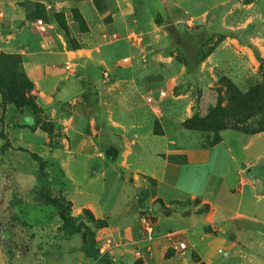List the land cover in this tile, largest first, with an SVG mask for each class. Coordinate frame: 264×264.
Returning <instances> with one entry per match:
<instances>
[{
    "label": "crops",
    "instance_id": "1",
    "mask_svg": "<svg viewBox=\"0 0 264 264\" xmlns=\"http://www.w3.org/2000/svg\"><path fill=\"white\" fill-rule=\"evenodd\" d=\"M158 16L176 28L225 35L198 65L195 82L207 99L216 67L232 58L247 70L256 53L264 57V0H0V53L22 56L37 104L63 132L52 145L50 131L25 126L16 142L49 161L52 183L60 170L64 182L54 190L72 201L73 215L89 209L108 220L96 235L114 264H264V131L225 128L206 147L180 117L164 116L162 132L155 130L152 111L161 114L167 100L160 90L169 101L192 105L196 97L194 85L173 92L189 76L186 64L166 52ZM150 93L155 104L146 100ZM20 177L16 212L31 206L44 218L56 214L54 205L35 200V172ZM144 190L154 209L153 239L145 238L137 209ZM179 242L186 248H176ZM3 246L1 240L0 264H19ZM79 247L36 261L96 264Z\"/></svg>",
    "mask_w": 264,
    "mask_h": 264
},
{
    "label": "rangeland",
    "instance_id": "2",
    "mask_svg": "<svg viewBox=\"0 0 264 264\" xmlns=\"http://www.w3.org/2000/svg\"><path fill=\"white\" fill-rule=\"evenodd\" d=\"M75 18L79 27L84 29L86 26L82 18L77 14ZM57 20L59 24H65L63 17L60 16ZM168 21L170 18L167 16L156 17V22L166 29L169 27L166 23ZM173 27V34L166 30V52L175 56L177 65L186 64L185 74L189 76L184 82L177 84L173 92L179 93L180 89H189L194 85L196 97L191 105L186 100L181 102L170 98L169 101L166 96L163 112L158 115L152 111L155 130L162 132L160 121L164 116L168 115L171 120L180 117L187 131L200 138V144L206 147L217 143L221 130L225 128L240 129L247 133L264 131V57L256 53L257 64H250L247 70L240 66L239 62L232 65V58L231 64L216 67L215 84L210 87L213 92L207 99L203 97L205 87L200 86V82H195L198 81V65L225 39V35L216 32L203 33L196 30V26L189 29ZM252 31L256 34V28ZM136 36L140 38V35ZM6 54L9 53H0V241L4 242L3 248L8 254L16 252L19 264H38V259H51L55 255H62L67 247L72 250L80 246L86 257L96 263V260L83 250V231L69 235L62 230L63 220L59 211L44 218L38 207H26V211L24 209L22 212L15 210L14 202L20 200V174L35 172L37 175L40 170L39 162L32 155L36 152L19 146L16 142L20 128L47 126L45 130L50 131L52 135V145L59 144L58 137H62L63 132L60 125L48 121L44 110L37 104L34 86L31 88L25 80L21 81L19 74L23 72V59L22 63H16L17 60L6 58ZM237 58L238 54L234 59ZM173 67L176 72V65ZM202 100L206 101L205 107ZM32 105L37 107L34 109ZM175 147L184 148L182 145ZM179 158L183 159L182 156ZM53 176L56 178L55 183H52L50 175L41 181L36 178V187L49 185L53 190L59 188V182H64L60 170H54ZM146 196V190L138 194L137 209L142 217L154 222L153 206L149 207L144 203ZM158 201L165 207L162 200ZM72 216L88 220L84 211L80 215ZM94 229L96 231L98 228Z\"/></svg>",
    "mask_w": 264,
    "mask_h": 264
},
{
    "label": "trees",
    "instance_id": "3",
    "mask_svg": "<svg viewBox=\"0 0 264 264\" xmlns=\"http://www.w3.org/2000/svg\"><path fill=\"white\" fill-rule=\"evenodd\" d=\"M56 16L57 19L60 16L63 17L62 14H58ZM60 25L65 30L69 43L72 44L73 46H76L77 45L76 42L74 41V39L70 37L66 21L65 24L60 23ZM167 29L170 32L172 30H175L174 27L170 25L169 27H167ZM20 56L21 55H16V54L5 55V57L8 58L9 60H17L16 63H22V58ZM19 75L21 76L20 78L21 81L25 80L28 83L29 87L33 88L34 84L28 78L27 74L24 71V68L22 74ZM0 83H1V78H0ZM24 89L26 88L24 87ZM32 106L34 107V109L37 107V105H32ZM43 128L47 129V126ZM32 155L40 164V170L37 174V177L41 181L44 177L50 175L47 170V164L49 163V161L43 159L40 155L36 153H32ZM34 193H35V200L38 201L39 203L53 204L58 208L60 217L63 220L62 230L66 234L73 235L81 231L84 232L83 250L89 256L93 257L96 260V264H114L111 255L109 253H103L99 249L98 242L96 239V231L94 229L108 225L109 222L107 219L96 218L93 212L89 209L84 210V214L88 216V220H84L82 217L76 218L72 216L71 213L73 206L72 201L69 200L62 193L60 192L56 193L51 187H49V185H44L43 188L36 187L34 189Z\"/></svg>",
    "mask_w": 264,
    "mask_h": 264
},
{
    "label": "built area",
    "instance_id": "4",
    "mask_svg": "<svg viewBox=\"0 0 264 264\" xmlns=\"http://www.w3.org/2000/svg\"><path fill=\"white\" fill-rule=\"evenodd\" d=\"M36 22L42 31L46 30V24L43 21V19H37ZM124 61H128V58H124ZM67 67L70 68L69 65ZM159 96L164 98L167 96V92L165 90H160ZM146 100L149 104H155L154 95L151 93L147 96ZM156 108H157V110H160V107L158 105L156 106ZM142 223H143L142 229L144 230L143 232L145 234V238L153 239L155 237V235H154V222H151V221L147 220L146 218H143ZM175 247L180 248V249H185L186 243L185 242H179Z\"/></svg>",
    "mask_w": 264,
    "mask_h": 264
}]
</instances>
